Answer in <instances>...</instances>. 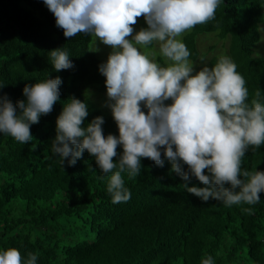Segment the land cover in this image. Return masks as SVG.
Segmentation results:
<instances>
[{
	"label": "trees",
	"instance_id": "trees-1",
	"mask_svg": "<svg viewBox=\"0 0 264 264\" xmlns=\"http://www.w3.org/2000/svg\"><path fill=\"white\" fill-rule=\"evenodd\" d=\"M263 21L264 0H221L216 19L195 26L183 43L189 58L203 61L200 33L230 37L228 52L249 101L258 89L264 100V54L254 49ZM92 38H66L43 0H0V96L16 104L26 100L27 84L62 80L53 111L31 126L32 141L0 133V251L16 248L25 258L32 252L36 264H201L209 255L214 264H264V192L255 205L204 202L183 186L204 187L198 180L185 182L170 172L167 159L160 167L142 158L137 176L122 173L130 200L113 204L107 192L111 174L104 175L87 151L74 166L53 155L56 119L72 97L88 105L85 126L102 116L104 135H119L111 112L84 95L87 88L107 93L99 71L104 62L91 49ZM54 49L66 51L73 67L55 71L49 58ZM117 151L122 154V147ZM242 168L264 171V145L249 149Z\"/></svg>",
	"mask_w": 264,
	"mask_h": 264
},
{
	"label": "clouds",
	"instance_id": "clouds-1",
	"mask_svg": "<svg viewBox=\"0 0 264 264\" xmlns=\"http://www.w3.org/2000/svg\"><path fill=\"white\" fill-rule=\"evenodd\" d=\"M43 2L66 38L83 33L111 48L99 71L106 78L105 107L110 109L119 135H104L102 116L85 126L88 105L69 98L56 119L51 146L63 165L74 166L87 151L104 175L111 174L107 192L113 204L130 200L122 173L137 176L142 158L160 167L167 159L170 172L185 182L198 180L204 187L183 186L204 202L214 199L227 207L260 202L264 171L243 169L242 161L250 148L264 145L261 91L256 90L249 101L244 77L226 56L214 66L194 72L191 53L178 39L195 26L215 20L221 0ZM141 17L147 27L137 32L134 26ZM154 43L169 62L167 66L141 52L140 48ZM49 58L57 72L73 67L64 50H51ZM61 84L60 77L27 84L23 89L26 100L16 104L0 96V133L19 143L32 141L31 126L53 111L60 100ZM119 147L122 154H118ZM243 211L253 214L252 208ZM36 262L32 252L25 258L16 248L0 251V264ZM201 264H214V259L209 255Z\"/></svg>",
	"mask_w": 264,
	"mask_h": 264
},
{
	"label": "rangeland",
	"instance_id": "rangeland-1",
	"mask_svg": "<svg viewBox=\"0 0 264 264\" xmlns=\"http://www.w3.org/2000/svg\"><path fill=\"white\" fill-rule=\"evenodd\" d=\"M146 27H147V24L145 20L142 17L138 18V22L134 26L135 30L138 32L141 28H146ZM189 31H186L185 33H183L182 36L179 37L178 39H181L183 42L184 36ZM260 32H261V40L254 47L256 55L264 54V21L260 25ZM230 43H231L230 37L221 38L218 35V32L200 33L197 36V45H198L200 52L206 54V57L203 61L199 59L193 60L189 58L190 63L194 65V72H198L205 65H207L208 67H212L209 61L214 56L215 57L226 56L231 59L229 52H228ZM97 48H98V51H96ZM91 49L96 52V54L102 59L103 62L107 61V57L109 53L111 52V48L98 43L95 37L92 38ZM140 50L143 54L148 55L150 59H152L154 62L159 63L161 66H167V64L169 63L160 54L158 44L154 43L152 46L149 45L147 47L140 48ZM84 95L86 98H89L90 100L98 104L104 110V112L107 113L108 110L109 112H111L109 108L105 107V102L107 100V93L97 91L93 88H87L84 91Z\"/></svg>",
	"mask_w": 264,
	"mask_h": 264
}]
</instances>
